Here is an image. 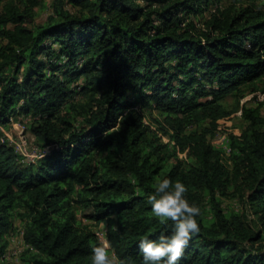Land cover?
Here are the masks:
<instances>
[{
  "label": "trees",
  "instance_id": "obj_1",
  "mask_svg": "<svg viewBox=\"0 0 264 264\" xmlns=\"http://www.w3.org/2000/svg\"><path fill=\"white\" fill-rule=\"evenodd\" d=\"M45 3L0 0V126L31 117L50 148L25 163L0 143V257L19 220L34 264H91L102 224L143 264L139 240L172 223L147 197L171 177L200 208L179 264H264L261 231L222 207L247 201L264 226V116L247 107L264 95V0H53L39 24ZM238 116L227 160L211 139Z\"/></svg>",
  "mask_w": 264,
  "mask_h": 264
},
{
  "label": "clouds",
  "instance_id": "obj_2",
  "mask_svg": "<svg viewBox=\"0 0 264 264\" xmlns=\"http://www.w3.org/2000/svg\"><path fill=\"white\" fill-rule=\"evenodd\" d=\"M187 191L186 184L180 179L166 177L156 181L154 191L147 197L151 211L161 224H168L169 221L172 223L169 225L170 231L166 228L156 238L145 234L139 240L138 247L142 253L143 264H179L186 246L201 231L197 219L200 208L195 201L188 199ZM12 232L9 236L13 234ZM100 232L104 233L103 240L98 236ZM106 233L107 230L102 224L95 229L98 241L91 245V264H125V261L118 259L115 251L111 249ZM22 237L24 238V232Z\"/></svg>",
  "mask_w": 264,
  "mask_h": 264
},
{
  "label": "rangeland",
  "instance_id": "obj_3",
  "mask_svg": "<svg viewBox=\"0 0 264 264\" xmlns=\"http://www.w3.org/2000/svg\"><path fill=\"white\" fill-rule=\"evenodd\" d=\"M53 0H46V3L44 6H41L37 9V22L39 24H43L46 22L47 18L50 16L52 9H51V2ZM202 18L198 17L196 19V22L200 24ZM1 43V41H0ZM261 86H264V81L261 82ZM80 98H78L79 100ZM237 98L235 96L228 97L224 104L228 108H232L236 104ZM244 99L240 101V103H243ZM247 107L250 108H257L259 107L261 110V114L264 116V95L256 100H252L247 104ZM144 117L148 123H151L153 126H160L155 121L160 120L162 121V118L157 114L154 110H149L144 112ZM31 117H15L11 120L10 124L6 127L0 128V137L10 138L17 142L18 144H22L26 140L27 144L26 146H23V151L27 150L26 154L19 153V159L22 162L29 163L33 161H37L39 159V156L45 155L43 153L49 152L50 149L43 148V146L38 142V140L35 138V136L32 134L30 130ZM246 128V123L243 121V119L238 116L236 117L228 126L227 128H224L222 133H226L228 137L232 138L233 136H240L242 131ZM3 133V136L1 135ZM160 140L162 143H167L169 141V136L167 134H164L163 131L157 132ZM222 139L217 137H213L211 139L212 144L223 150L222 146ZM25 148V150H24ZM225 153V150H224ZM223 153V154H224ZM224 156L227 158H230L229 155L224 154ZM175 163V159L171 161V164ZM222 207L224 209H235L236 211H245L248 215V220L251 226L256 231H261V233L264 236V226L262 223L258 220L259 215L256 213V208L252 206L250 203L242 202L240 200L231 198V197H225L222 199ZM85 224H90L87 221H84ZM97 228V227H96ZM95 228V229H96ZM24 228L23 225L19 220L14 221V232L10 236H8V249L5 255H2L0 257V264H34L33 257H34V251L29 250V245L25 243L23 236ZM256 247H263L264 251V241L257 243Z\"/></svg>",
  "mask_w": 264,
  "mask_h": 264
},
{
  "label": "built area",
  "instance_id": "obj_4",
  "mask_svg": "<svg viewBox=\"0 0 264 264\" xmlns=\"http://www.w3.org/2000/svg\"><path fill=\"white\" fill-rule=\"evenodd\" d=\"M0 128L2 129L3 127L0 126ZM1 135L3 136V133H1ZM218 138L222 139L221 142H222V146L225 150L226 155H230L231 154V148L228 147V145L226 144L229 141L228 135L226 133L223 134L222 132H219L217 134V139ZM0 143L1 144H7V145L13 147L17 154H19V153L26 154V152H27V150H25V148H24L25 151H23V146H26V144H27L26 140L24 142H22V144H20V143L18 144L17 142H15L14 140H12L8 137L7 138L0 137ZM42 156L43 155L41 154L39 156V158H41ZM98 236L100 237V240L104 239V233L103 232L98 233Z\"/></svg>",
  "mask_w": 264,
  "mask_h": 264
}]
</instances>
